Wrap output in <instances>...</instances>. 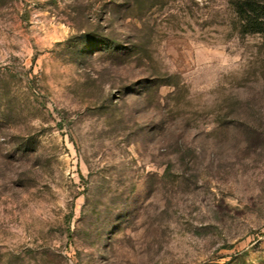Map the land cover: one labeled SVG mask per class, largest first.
<instances>
[{
  "label": "rangeland",
  "instance_id": "obj_1",
  "mask_svg": "<svg viewBox=\"0 0 264 264\" xmlns=\"http://www.w3.org/2000/svg\"><path fill=\"white\" fill-rule=\"evenodd\" d=\"M235 1L0 0V264H264Z\"/></svg>",
  "mask_w": 264,
  "mask_h": 264
},
{
  "label": "trees",
  "instance_id": "obj_2",
  "mask_svg": "<svg viewBox=\"0 0 264 264\" xmlns=\"http://www.w3.org/2000/svg\"><path fill=\"white\" fill-rule=\"evenodd\" d=\"M236 11L247 32H264V0H236Z\"/></svg>",
  "mask_w": 264,
  "mask_h": 264
}]
</instances>
